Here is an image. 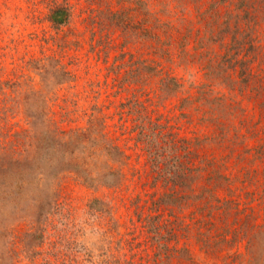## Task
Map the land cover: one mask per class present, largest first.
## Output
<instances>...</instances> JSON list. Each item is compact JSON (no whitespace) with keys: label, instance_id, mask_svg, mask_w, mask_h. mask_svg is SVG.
Instances as JSON below:
<instances>
[{"label":"trees","instance_id":"1","mask_svg":"<svg viewBox=\"0 0 264 264\" xmlns=\"http://www.w3.org/2000/svg\"><path fill=\"white\" fill-rule=\"evenodd\" d=\"M27 1L50 28L0 41V264H264V0Z\"/></svg>","mask_w":264,"mask_h":264},{"label":"rangeland","instance_id":"2","mask_svg":"<svg viewBox=\"0 0 264 264\" xmlns=\"http://www.w3.org/2000/svg\"><path fill=\"white\" fill-rule=\"evenodd\" d=\"M3 1L8 3L5 4L3 3ZM39 8L41 11L42 10L43 11L36 14L37 17L35 18L37 19L39 15L40 17H42L45 14V10L43 9V6H41V4H39ZM0 9L3 11V15H4L2 16L3 22L0 23V41L2 44L10 43L11 37L18 36L20 33L24 34L35 28L38 29H41L43 27L50 28L49 23L46 20H43L42 22L36 21L35 23H32L31 18L29 17L30 7L28 6L27 0H0ZM11 23H14V25H11ZM27 42L30 43L28 46H24V44L19 45V50L18 52H16L18 55H22L27 50L28 53L40 51L41 46H40V42L37 39L28 38ZM86 46L79 51L80 55L83 56V59L81 60V62L74 65L75 69L79 74V78H78L79 85H82L87 77L95 76V73L99 74L100 79L105 78V72H106L105 62H103L102 59L100 58H96L94 55H90L89 61L86 60L87 59ZM2 51L6 52V54L3 55V58L7 61L8 65L11 66L10 61L12 59L11 57L12 50L3 49ZM104 88L105 87H103L102 89ZM105 96L106 94L104 92L101 93L99 97L104 98ZM17 118L20 117L18 116ZM23 122L24 121L22 119L21 123ZM67 189L69 194H71L72 196V198H69V200H72V204L74 206L72 212L73 215L71 217L75 216L76 221L82 223L83 220L88 216V214L86 213V203L92 191L82 185H79L73 180H70L68 182ZM127 212L128 211L126 210V208L122 206L118 214H120L122 218H128ZM87 227L89 230L91 228V225H87ZM19 263L20 264L31 263L29 257L26 255V252L21 251ZM37 264H43L41 257L37 258Z\"/></svg>","mask_w":264,"mask_h":264}]
</instances>
